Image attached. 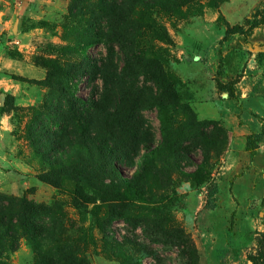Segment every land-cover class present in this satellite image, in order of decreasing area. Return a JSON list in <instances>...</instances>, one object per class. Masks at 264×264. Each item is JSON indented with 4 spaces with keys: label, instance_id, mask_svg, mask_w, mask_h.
<instances>
[{
    "label": "rangeland",
    "instance_id": "1",
    "mask_svg": "<svg viewBox=\"0 0 264 264\" xmlns=\"http://www.w3.org/2000/svg\"><path fill=\"white\" fill-rule=\"evenodd\" d=\"M145 1L0 0V264H264V195L235 197L220 184L252 161L231 154L225 115L264 98V23L220 41L264 16V0H170L160 10ZM152 58L180 83L157 82ZM217 80L233 83L238 101ZM88 115L109 123V148L90 145ZM114 162L120 176L102 174ZM199 167L201 184L189 176ZM125 180L139 198L122 199Z\"/></svg>",
    "mask_w": 264,
    "mask_h": 264
},
{
    "label": "trees",
    "instance_id": "2",
    "mask_svg": "<svg viewBox=\"0 0 264 264\" xmlns=\"http://www.w3.org/2000/svg\"><path fill=\"white\" fill-rule=\"evenodd\" d=\"M156 3H159V6L155 3V5L157 7H159V10L162 8V4L170 1V0H155ZM173 2L177 3L178 0H172ZM132 4H138L140 7L144 8V4H146L145 0H131ZM261 14V11L258 10L251 18H247L244 23L242 25H235V26H230L227 28L225 35L223 37V39L220 41L221 43H224L226 41H228L233 35H242L245 37H250V35H252L253 31L260 27V25H262L264 23V16H261V18H259L258 15ZM113 38H110V40ZM117 39V36L114 38ZM90 47V45L84 47L81 50V53L84 55L87 48ZM217 52V56L219 57L218 60V69H217V76H221L224 73V62L222 59V54L220 53V51L218 49H216ZM149 74L153 73V78L157 81L160 82L161 84H166V85H174V84H179L180 82H177V80L174 79H170L167 74L165 73V71H163L161 62L154 60L153 58L149 60ZM93 67L97 68V69H101L104 68L102 70V73L106 76L109 75V77L111 79H113L116 76V70L111 66V65H107V63H101V65H98V62H94L93 63ZM67 76L69 77V79L71 80V85L74 89L73 92V96L74 93H76L77 89H78V83H77V75L74 72H68ZM217 87L219 89H221L222 91H226L229 94V97L231 99H234L236 101H238V95L234 94V88H233V83H227V84H222L217 80ZM87 123L89 125V132H88V136H89V142L91 143L90 145H92L94 147V149L98 152H100L101 149V143L102 145H105V147L109 148V144L111 142L112 139V132L109 130V123L103 124L101 121H99L98 117H93L91 118V115L87 116ZM94 134H93V133ZM247 139V150L251 153V155H254L255 150L259 147L260 144H264V129L261 133H252L249 136L246 137ZM122 140V139H121ZM124 143V140H123ZM121 146H123L121 144ZM124 147V146H123ZM126 150H129V147L126 146L124 147ZM117 150H119L117 148ZM124 153V152H123ZM153 152L149 151L145 154H143L141 156V158L139 159V161H141L140 165L136 167V176L137 177H141L142 175H144L146 173V164H147V160L148 157H152ZM146 160V162H144ZM138 161V162H139ZM137 161L133 162V164L131 165H136L138 163ZM104 166L106 168V170L103 171L102 174L108 175L110 177L113 178H118L120 176L119 173V169L117 167V164L114 163H104ZM64 166H60V170H55L54 174H59L62 173L64 171V168H62ZM58 168V169H59ZM70 168V167H69ZM70 170V169H69ZM89 174V172H86V176ZM204 175L205 172L204 170L199 167L193 174H190L189 176L192 177L196 183L201 184L204 181ZM74 179V178H73ZM47 183H50L47 181ZM51 183H55L57 185H59V182L55 180V178H52ZM125 184V191L121 194L122 195V199L127 201H131L134 199L139 198V195L137 192L133 191V183L132 180H125L124 181ZM90 187L93 189H96L95 184H90ZM78 186L75 189V193H77V195L81 198V199H85V196L83 194V192L81 190H78ZM218 186L217 184H213L207 192V197L205 199V204L203 206L204 210H215L218 207V197H217V193H218ZM18 208H21L19 205H17ZM6 232H10L11 229L10 228H5ZM9 235V234H8ZM225 251V250H223ZM68 258H64L61 259V257L59 256L57 259H55V261L57 260L58 262H49V264H60V259L63 263L65 264H78L79 261L75 258H72L71 256Z\"/></svg>",
    "mask_w": 264,
    "mask_h": 264
},
{
    "label": "crops",
    "instance_id": "3",
    "mask_svg": "<svg viewBox=\"0 0 264 264\" xmlns=\"http://www.w3.org/2000/svg\"><path fill=\"white\" fill-rule=\"evenodd\" d=\"M229 110V113L225 115V117L233 123L232 126L234 127V136L230 143V152L231 154H237V157H240L241 161L245 160L247 162L249 159H252V161L251 163L248 162L249 170L247 169L242 175L236 178L234 177L232 185H230L231 179L229 178L225 179L220 184L224 185V189L227 188L228 190H231L235 197L244 196L245 198L247 194L255 197H257V195L263 196L264 144L255 150L254 155H251V153L247 150L246 137L252 133H261L264 129V98H247L243 101L242 110L238 109L235 104L231 105ZM230 164V168H233V170H237L239 168L236 161L235 164ZM247 174L251 176V180L246 184H243L241 180L246 177ZM254 182L257 183V185H253ZM220 184L218 185L219 191L221 190ZM215 210L205 211L212 213Z\"/></svg>",
    "mask_w": 264,
    "mask_h": 264
}]
</instances>
